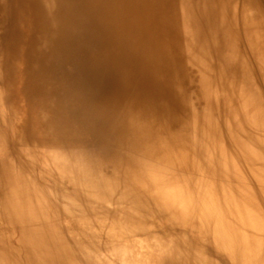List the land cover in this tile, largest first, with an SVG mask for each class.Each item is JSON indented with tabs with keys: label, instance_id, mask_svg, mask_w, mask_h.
I'll list each match as a JSON object with an SVG mask.
<instances>
[{
	"label": "bare ground",
	"instance_id": "1",
	"mask_svg": "<svg viewBox=\"0 0 264 264\" xmlns=\"http://www.w3.org/2000/svg\"><path fill=\"white\" fill-rule=\"evenodd\" d=\"M0 264H264V0H0Z\"/></svg>",
	"mask_w": 264,
	"mask_h": 264
},
{
	"label": "rangeland",
	"instance_id": "2",
	"mask_svg": "<svg viewBox=\"0 0 264 264\" xmlns=\"http://www.w3.org/2000/svg\"><path fill=\"white\" fill-rule=\"evenodd\" d=\"M4 110L3 106L0 105V113Z\"/></svg>",
	"mask_w": 264,
	"mask_h": 264
}]
</instances>
